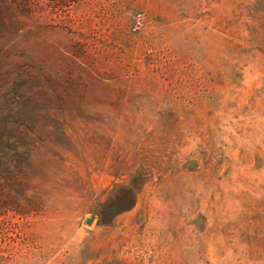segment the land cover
<instances>
[{
	"label": "rangeland",
	"instance_id": "374dc122",
	"mask_svg": "<svg viewBox=\"0 0 264 264\" xmlns=\"http://www.w3.org/2000/svg\"><path fill=\"white\" fill-rule=\"evenodd\" d=\"M0 142V264H264V0H0Z\"/></svg>",
	"mask_w": 264,
	"mask_h": 264
},
{
	"label": "trees",
	"instance_id": "16d2710c",
	"mask_svg": "<svg viewBox=\"0 0 264 264\" xmlns=\"http://www.w3.org/2000/svg\"><path fill=\"white\" fill-rule=\"evenodd\" d=\"M6 145L0 142V200L2 197L8 198L7 201L12 200L18 202V198L12 197L9 192L5 191V186L13 182L17 185H23L24 172L20 168L13 166L11 167L7 162V157L4 149ZM8 196V197H7ZM2 204V203H0ZM1 206V205H0ZM108 212V211H107Z\"/></svg>",
	"mask_w": 264,
	"mask_h": 264
},
{
	"label": "water",
	"instance_id": "95a60500",
	"mask_svg": "<svg viewBox=\"0 0 264 264\" xmlns=\"http://www.w3.org/2000/svg\"><path fill=\"white\" fill-rule=\"evenodd\" d=\"M91 222V219L87 220V223H90Z\"/></svg>",
	"mask_w": 264,
	"mask_h": 264
}]
</instances>
